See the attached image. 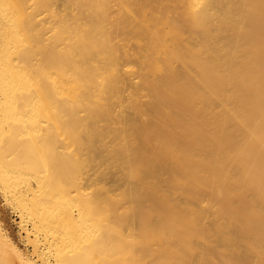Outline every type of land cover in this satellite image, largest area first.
<instances>
[{"label": "bare ground", "instance_id": "6f19581e", "mask_svg": "<svg viewBox=\"0 0 264 264\" xmlns=\"http://www.w3.org/2000/svg\"><path fill=\"white\" fill-rule=\"evenodd\" d=\"M0 202V264H264V0H0Z\"/></svg>", "mask_w": 264, "mask_h": 264}, {"label": "rangeland", "instance_id": "374dc122", "mask_svg": "<svg viewBox=\"0 0 264 264\" xmlns=\"http://www.w3.org/2000/svg\"><path fill=\"white\" fill-rule=\"evenodd\" d=\"M2 205V203L0 202V215L4 218L3 221L6 223V225H8V228L10 231H12L13 236L21 243L24 245L23 240H21V235H19L18 233V228H17V224H16V217L15 215L9 210H7V208L5 209V207ZM21 238V239H20Z\"/></svg>", "mask_w": 264, "mask_h": 264}]
</instances>
